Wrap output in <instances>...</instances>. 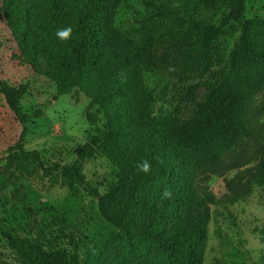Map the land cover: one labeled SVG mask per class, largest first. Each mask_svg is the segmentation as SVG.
I'll use <instances>...</instances> for the list:
<instances>
[{"label": "trees", "instance_id": "1", "mask_svg": "<svg viewBox=\"0 0 264 264\" xmlns=\"http://www.w3.org/2000/svg\"><path fill=\"white\" fill-rule=\"evenodd\" d=\"M124 1L3 0L4 15L20 49L19 63L36 67L39 56L46 57L54 68V98L84 87L92 70L105 64L106 88L94 103L106 113L111 131L105 138L93 136L85 141L77 158L52 176V183L84 186L86 192L100 196L85 182V161L100 152L122 168L120 193L125 195V202L112 215L100 196L99 209L118 228L125 245L108 248L106 243L98 244L84 264H203L212 207L245 201L254 188L264 186V146L260 145L263 132L259 123L263 107L255 105L258 93L264 89V17L246 18L248 0H200L207 5H223L225 11L216 21L194 20L188 29H180L169 49L179 53L204 48L235 26L240 31L239 40L227 65L217 72L213 71L215 60L210 56L174 69L180 80H194L191 96L207 74L213 76L215 84L192 115L172 121L166 114H153L151 93L138 109L132 103L136 81L130 73L142 57L134 42H129L122 58L116 56L127 40L113 29L110 20L111 7ZM179 16L178 7L162 3L148 18L162 24ZM67 26L72 28V37L61 42L56 30ZM194 36L195 40L189 39ZM27 89V83L12 86L0 79V92L12 107L19 104ZM14 112L24 125L17 146L24 140L25 125L41 117L42 111L27 113L19 107ZM247 141L256 144L260 158L237 176L225 179L227 192L217 197L205 184L206 173H223L224 158ZM32 154L39 160L37 150ZM143 160L151 162L148 174L136 168ZM234 160L233 168L245 164L239 163V156ZM165 189L172 192L170 199L161 197ZM138 217H145L148 225L131 241ZM129 249L132 251L127 252Z\"/></svg>", "mask_w": 264, "mask_h": 264}, {"label": "rangeland", "instance_id": "2", "mask_svg": "<svg viewBox=\"0 0 264 264\" xmlns=\"http://www.w3.org/2000/svg\"><path fill=\"white\" fill-rule=\"evenodd\" d=\"M162 3L178 7L180 16L162 24L150 20L151 11ZM223 11V5H207L200 0H127L111 7V25L127 40L116 56L122 58L129 42H134L142 57L130 73L136 81L132 102L136 109L151 93L154 115L166 114L176 121L195 112L215 80L207 74L191 96L194 80L181 81L174 69L210 56L215 60L213 71L217 72L227 65L239 40V28H229L204 48L176 53L169 44L180 29H188L194 20L216 21ZM261 16L264 17V0H248L246 18ZM189 39L195 40V36ZM19 52L0 0V79L12 86L27 83L19 107L27 113L42 111L41 117L25 125L24 140L16 146L24 125L17 121L13 107L0 92V264H76V260L84 264L98 244L106 243L108 248L125 245L118 228L99 209L100 196L112 215L125 202V195L120 193L122 168L100 152L85 161V182L100 196L86 192L84 186L53 184L51 178L61 172L62 165L77 158L85 141L93 136L105 138L111 131L106 113L94 103L106 88L105 64L92 70L84 87L54 98L57 85L51 62L40 55L36 67L22 65ZM255 105L263 107L259 123L263 132L260 145L264 146V89L258 93ZM242 146L224 158L223 173H206L205 184L217 197L227 192L225 179L237 176L260 158L252 141ZM35 150L39 160L32 154ZM237 156L239 163L245 164L233 168ZM147 225L145 217H138L131 241ZM203 264H264V186L254 188L245 201L212 207Z\"/></svg>", "mask_w": 264, "mask_h": 264}, {"label": "clouds", "instance_id": "3", "mask_svg": "<svg viewBox=\"0 0 264 264\" xmlns=\"http://www.w3.org/2000/svg\"><path fill=\"white\" fill-rule=\"evenodd\" d=\"M55 35L57 39L60 40L61 42L68 41L72 37V28L71 26H67L64 28L57 29ZM136 168L139 172L143 174H148L151 171V162L148 160H143L136 165ZM171 196H172V192L168 189H165L161 193V197L163 199H170Z\"/></svg>", "mask_w": 264, "mask_h": 264}, {"label": "water", "instance_id": "4", "mask_svg": "<svg viewBox=\"0 0 264 264\" xmlns=\"http://www.w3.org/2000/svg\"><path fill=\"white\" fill-rule=\"evenodd\" d=\"M17 108H19V104L13 106V109H14V110L17 109Z\"/></svg>", "mask_w": 264, "mask_h": 264}]
</instances>
